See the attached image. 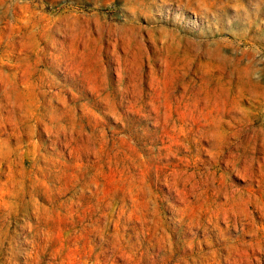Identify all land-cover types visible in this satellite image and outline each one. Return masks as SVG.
<instances>
[{
	"label": "rangeland",
	"instance_id": "374dc122",
	"mask_svg": "<svg viewBox=\"0 0 264 264\" xmlns=\"http://www.w3.org/2000/svg\"><path fill=\"white\" fill-rule=\"evenodd\" d=\"M0 136L20 264H264V0H0Z\"/></svg>",
	"mask_w": 264,
	"mask_h": 264
},
{
	"label": "bare ground",
	"instance_id": "6f19581e",
	"mask_svg": "<svg viewBox=\"0 0 264 264\" xmlns=\"http://www.w3.org/2000/svg\"><path fill=\"white\" fill-rule=\"evenodd\" d=\"M12 118H13L12 120H14V116H12ZM6 128H7V126H6ZM31 201L35 205L36 209L34 211H26L25 215H24L25 219L23 221L22 228H24L25 231L27 230L28 236L27 237L24 236L23 238H25V239L23 240V242H21V243H23L24 246H26V249L23 252L24 258H25L23 264H63V263L57 262L55 257H52L46 263L44 262L45 255L48 252L54 238L58 234L61 236L63 233L62 231H60L57 235H54L51 232H49L47 217L45 214L47 211V206H49L51 204L49 199L46 197V195L44 193V194L37 195V197H35ZM8 204H9V201H6L5 199L1 198L0 199V211L5 210L8 206ZM236 235H237V233H236ZM246 236H248V235H246ZM16 237H17L16 233L4 235V240L7 241V244H8V251L5 252L4 251L5 249L2 248V241H1V236H0V264H20L16 258V253L18 250V244L20 242L17 241ZM78 237H80V236H78ZM98 237H99V233L92 232L88 236V238H86V240H89V239L91 240V238H92V240H91V242H92V241H96ZM234 237L235 236H233V238ZM115 239H122V238H121V236L115 235L111 232H109L106 236H104L102 238L103 242H106V241L109 242V241L115 240ZM218 241H220V240H218ZM95 244L93 245L94 249L98 248L101 251L103 250L102 245L97 246ZM194 246H195V244H194ZM124 249L125 250L128 249V244L126 243V241H124ZM6 254H7V256H6ZM199 254H202V253H199ZM251 254L252 255H264V249L253 250ZM204 255H210L211 258L214 259V261L217 263L222 260V258H221L222 256L225 258V260H227V262L230 261L231 259H233V261L235 263H237V262L238 263H244V262L247 263V262H252V261L256 260L253 256H251L249 254V252L240 251V250L239 251L238 250H232V249H229V247H227V248H225V247L224 248H220V247L211 248ZM224 264H226V263H224Z\"/></svg>",
	"mask_w": 264,
	"mask_h": 264
}]
</instances>
